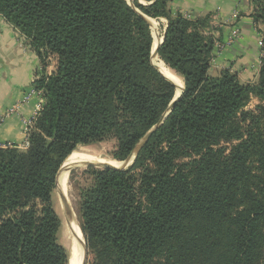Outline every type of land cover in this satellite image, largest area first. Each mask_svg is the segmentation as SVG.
<instances>
[{
    "label": "trees",
    "instance_id": "trees-1",
    "mask_svg": "<svg viewBox=\"0 0 264 264\" xmlns=\"http://www.w3.org/2000/svg\"><path fill=\"white\" fill-rule=\"evenodd\" d=\"M131 2L0 0L40 61L57 58L33 83L45 101L27 148H0V264H68L51 201L60 166L106 137L124 161L167 111L175 89L151 65V30L135 10L166 20L158 57L184 90L126 170L96 171L80 191L86 249L105 264H264V106L245 110L264 101V35L257 85L246 86L210 74L208 17ZM252 3L264 24V0Z\"/></svg>",
    "mask_w": 264,
    "mask_h": 264
},
{
    "label": "crops",
    "instance_id": "crops-1",
    "mask_svg": "<svg viewBox=\"0 0 264 264\" xmlns=\"http://www.w3.org/2000/svg\"><path fill=\"white\" fill-rule=\"evenodd\" d=\"M170 1L172 13L189 20L208 17L210 29L216 23H226L217 31V42L227 41L232 31L239 33L231 47L220 57L213 58L215 64L210 65L209 70L212 76L228 70L234 72L241 83L257 80L258 36L249 17L253 14L252 0ZM46 70L20 32L0 17V146L10 144L19 150L25 149L23 121L33 117L38 99L33 97L26 102L22 99L34 79H38L39 72L48 73Z\"/></svg>",
    "mask_w": 264,
    "mask_h": 264
},
{
    "label": "rangeland",
    "instance_id": "rangeland-1",
    "mask_svg": "<svg viewBox=\"0 0 264 264\" xmlns=\"http://www.w3.org/2000/svg\"><path fill=\"white\" fill-rule=\"evenodd\" d=\"M140 4L145 5V3H142V2ZM254 12H255V6H253V12L252 13H254ZM249 17H250V21L252 23V26L257 31V36H258L257 41H256V45H257V48L259 51V55H258L259 61L256 65L257 75H258V71H259V68L261 65L260 60H261V56H262V48L258 45V43L262 39V36L264 35V24L261 22L254 23L252 20V14ZM151 20L156 23L155 36L157 38H160L159 40H161L162 36L165 35V26H166L167 22L164 19H158V20L151 19ZM220 25H221L220 23H216V25L212 26V29H210L211 26L208 25L210 27H208L206 29V32L207 33L209 32L208 35L213 37V39L215 40V45L223 47L220 51H217V49L214 50V59L218 56L220 57L222 55V53H224L229 47H231L232 44L235 42V40L237 38H239V33L237 31H232L230 36L227 37V41L217 42L218 41L216 39L218 36L217 31L220 30V28H219ZM222 25L225 26L226 23H223ZM152 35H153V32L151 31V36ZM163 39H164V37H163ZM152 40H153V38H152ZM227 42H230V44L228 46L225 45ZM151 48H152V46H151ZM214 59L210 63L211 66L212 65L214 66V64H215ZM42 65H44V68H46L47 69L46 71L48 72V73L43 72V74H45L46 76L52 75L56 71V67H57L56 56L48 55L45 58ZM232 73H234V72H232ZM39 74H40V72H39ZM36 79H37V77H36ZM36 79H34V80H36ZM257 81H258V79L255 81L253 80L251 82H247V83L242 82V83H243V85L254 87L257 85ZM32 86H34V84H32ZM42 92H43L42 90L39 91V93L41 94V99L39 97V101H42V106H43L45 100H44V95ZM256 106H264V101L260 102L258 99L252 97L251 100L249 101L247 107L245 108V110L252 111L256 108ZM33 125H34V123H33ZM24 150H20V151H24ZM115 150H116V140L113 137H106L102 141L94 143V144H90V145H86V146H78L74 152H79V151H81L83 153L88 152V153L94 154L98 158H104L106 160H114L112 155L115 152ZM119 162H122V161H119ZM90 167H92V168H90ZM90 167L77 168V169L70 172V174H69L70 178H68L67 195H68L69 201L71 202V204L73 206L74 212L77 216L76 218H77V221L79 223V226H80V220L78 217L79 193L81 190H85V189L90 188L94 183V175L93 174L96 171L102 170V168L98 167V166H90ZM126 169H124V170H126ZM115 170H117V169H115ZM51 201H52L53 209H54L55 213L57 214V216L59 217L60 224H61L59 232L57 234V242L62 248L65 249L67 256H69L68 255V248H69L68 247V241L66 242V238H67L66 236L67 235H66V228H65V220H64V217L62 214L60 198H59V195H58V192L56 189H54L52 192ZM80 229H81V227H80ZM81 233H82V231H81ZM82 237H83V241L85 243L83 234H82ZM85 247H86V243H85ZM84 264H105V263H104V261L99 259L94 254V252L92 250L90 251L89 249H86V257H85Z\"/></svg>",
    "mask_w": 264,
    "mask_h": 264
},
{
    "label": "bare ground",
    "instance_id": "bare-ground-1",
    "mask_svg": "<svg viewBox=\"0 0 264 264\" xmlns=\"http://www.w3.org/2000/svg\"><path fill=\"white\" fill-rule=\"evenodd\" d=\"M152 25V32H153V47L159 43V38L155 36L156 33V23L149 20ZM157 38V39H156ZM152 65L155 66L158 70H160L166 77H168L173 83H175L178 87L182 86V80L172 71L170 70L160 59L159 57L152 58ZM177 93V92H176ZM178 94V93H177ZM83 151V150H82ZM102 164V165H109L115 168L120 167L121 162L115 160H106L104 158H98L92 153H83L73 152L65 161L64 167H69L70 165H84V164ZM70 171L67 169L60 175V179H62L64 195L66 200L68 201V208H69V223L67 224L65 221V228H66V242L68 241V264H80L83 250H84V241L81 233V229L79 223L77 221V216L74 212L73 206L69 201L67 195V185H68V178Z\"/></svg>",
    "mask_w": 264,
    "mask_h": 264
},
{
    "label": "water",
    "instance_id": "water-1",
    "mask_svg": "<svg viewBox=\"0 0 264 264\" xmlns=\"http://www.w3.org/2000/svg\"><path fill=\"white\" fill-rule=\"evenodd\" d=\"M126 2L128 3V5H130L132 7V2L131 0H126ZM136 13L141 16L149 25L150 30L152 31V25L150 23V18H147L146 16L142 15L141 13H139L137 10H135ZM163 37L162 39L159 40V43L155 45V47H153V43H152V48H151V53H150V62L152 65V58L153 57H158V48L161 45L162 41H163ZM153 38V35H152ZM160 39V38H159ZM153 66V65H152ZM153 68L158 72V74L164 79L166 80L168 83H170L174 89H175V93H174V97L171 101V103L168 106L167 111L163 114L162 118L160 119L159 123L157 125H155L150 131H148L141 139L140 141L137 143V145L135 146L134 150L132 151V153L124 160L121 162L120 167L115 168L109 165H102V164H84V165H70L69 167H64V163L60 166L57 174H56V178H55V185H54V189L57 190L59 198H60V203H61V209H62V214L64 217V220L66 221V223H69V208H68V201L66 200V197L64 195V189H63V184H62V179H60V175L67 169L68 171H73L77 168L80 167H90V166H98L101 167L102 169H117V170H124L126 169L128 166H130L133 162V160L136 157L137 152L142 148V146L148 141V139L152 136V134L163 124V122L165 121V119L168 117V115L170 114V112L172 111L173 107L175 106V104L178 102V100L180 99L182 93H183V83L181 87H178L175 83H173L168 77H166V75H164L160 70H158L155 66H153ZM178 94H177V93ZM70 174V173H69ZM85 257H86V247H85V243H84V250H83V255H82V259L80 264H84L85 261Z\"/></svg>",
    "mask_w": 264,
    "mask_h": 264
},
{
    "label": "built area",
    "instance_id": "built-area-1",
    "mask_svg": "<svg viewBox=\"0 0 264 264\" xmlns=\"http://www.w3.org/2000/svg\"><path fill=\"white\" fill-rule=\"evenodd\" d=\"M230 44V42H227L225 45L228 46ZM258 45L262 48V42L261 40L259 41ZM223 47H220V46H216L215 45V49H217V51H220ZM37 98L38 99V103L36 104L35 106V109H34V115L31 119L29 120H26V121H23V124H24V133L26 135V141L24 143V147L25 149L27 148L28 146V142H27V136L33 126V123L35 121V118L37 117L38 113L40 112L41 108H42V101H39V97L41 99V94L39 93L38 90H36L34 88V86H30V88L27 90V92L25 93L24 97H23V101L26 102L28 100H30L31 98ZM12 112V110L9 111V113ZM5 147H11L10 144H7L5 146H0V148H5Z\"/></svg>",
    "mask_w": 264,
    "mask_h": 264
}]
</instances>
